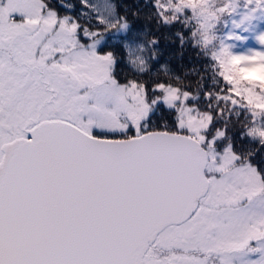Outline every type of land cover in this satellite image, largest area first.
<instances>
[{
	"label": "snow or ice",
	"instance_id": "1",
	"mask_svg": "<svg viewBox=\"0 0 264 264\" xmlns=\"http://www.w3.org/2000/svg\"><path fill=\"white\" fill-rule=\"evenodd\" d=\"M0 264H264V0H0Z\"/></svg>",
	"mask_w": 264,
	"mask_h": 264
},
{
	"label": "trees",
	"instance_id": "2",
	"mask_svg": "<svg viewBox=\"0 0 264 264\" xmlns=\"http://www.w3.org/2000/svg\"><path fill=\"white\" fill-rule=\"evenodd\" d=\"M120 2L131 4L133 2V0H120ZM139 3L141 4V7H144V0H139ZM148 11L149 10L147 8H144V13L141 15V18L139 20H136L135 18H133L131 16H130V19H132L133 23L136 24L138 27L143 26L144 29L155 31V25L153 23H151L150 21H147L144 18ZM157 34L162 35V36L168 35V33L166 31H164L162 33H157ZM161 47L165 51V59H171L172 66L178 72L182 70L181 69L182 65H188L189 62H193V63L195 62V53L191 49L186 50L184 60L180 61L179 59L172 58L170 55L172 52H174L176 50L174 45H170L167 40L162 39Z\"/></svg>",
	"mask_w": 264,
	"mask_h": 264
}]
</instances>
